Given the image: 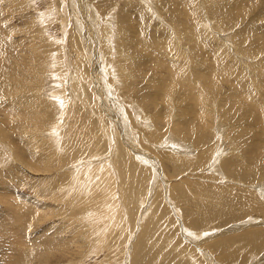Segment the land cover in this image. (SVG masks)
<instances>
[{
    "label": "rangeland",
    "instance_id": "374dc122",
    "mask_svg": "<svg viewBox=\"0 0 264 264\" xmlns=\"http://www.w3.org/2000/svg\"><path fill=\"white\" fill-rule=\"evenodd\" d=\"M0 54V264H264V0H0Z\"/></svg>",
    "mask_w": 264,
    "mask_h": 264
},
{
    "label": "bare ground",
    "instance_id": "6f19581e",
    "mask_svg": "<svg viewBox=\"0 0 264 264\" xmlns=\"http://www.w3.org/2000/svg\"><path fill=\"white\" fill-rule=\"evenodd\" d=\"M150 2H151V1H150ZM147 3H148V2H147ZM148 4H149V3H148ZM147 7H148V6H147ZM218 12H219V11H218ZM100 18H101V17H100ZM78 20H79V19H78ZM118 27H119V26H118ZM109 29H110V28H109ZM176 32H177V31H176ZM109 35H110V34H109ZM109 37H110V36H109ZM110 38H111V37H110ZM121 39H122V38H121ZM110 42H111V41H110ZM112 42H113V41H112ZM105 43H106V41H105ZM105 43H104V44H105ZM0 55H1V54H0ZM0 57H1V56H0ZM2 59H3V57H2ZM113 59H115V58L113 57ZM125 59H126V58H125ZM0 61H1V58H0ZM113 61H114V60H113ZM4 63H5V60H4ZM132 63H133V62H132ZM138 66H139V65H138ZM94 69H95V68H94ZM137 70H138V69H137ZM124 72L127 73V72H126V69H125ZM123 74H124V73H123ZM94 75H96V73H95ZM127 76H128V75H127ZM110 78H111V79H109V80H112V83L116 81V80L114 81V80L112 79V77H110ZM122 78H123V77H122ZM174 78H175V77H174ZM99 79H100V78H99ZM161 84H162V83H161ZM161 84H160V86H161ZM157 85H158V88H157V89H159V91H163V90L166 88V87H165V83H164V85L162 84L163 87H164V88L162 87L163 90L160 88L159 83H158ZM166 85H167V84H166ZM109 87H110V86H109ZM166 91H169L168 86H167V89H165L164 92H166ZM21 96H22V95H21ZM28 96H29V95H28ZM9 97H10V96H9ZM26 97H27V96H26ZM107 98H108V97H107ZM10 100H11V99H10ZM30 100H31V99H30ZM16 104H17V102H16ZM20 105H21V104H20ZM28 106H29V105H28ZM9 107H10V106H9ZM23 107H24V106H23ZM106 107H107V106H106ZM130 109H131V108H130ZM156 121H157V120H155V122H156ZM147 131H148V129H147ZM53 132H54V131H53ZM151 132H152V130H151ZM175 132H176V130H175ZM183 132H185V131H183ZM140 133H141V132H140ZM143 135H144V134H143ZM152 135H153V136H156L157 134H153V133H152ZM180 136H181V134H180ZM182 136H183V135H182ZM140 137H141V135H140ZM147 137H150V135L147 136ZM208 137H209V136H208ZM185 138H186V136H185ZM185 138H184V139H185ZM222 138H223V137H222ZM143 139H144V138H143ZM181 139H183V138H181ZM172 140H173V139H172ZM181 142H182V141H181ZM156 143H157V142H156ZM183 143H184V142H183ZM198 143H199V142H198ZM196 144H197V143H196ZM56 145H57V144H56ZM155 145H156V144H155ZM202 145H203V144H202ZM221 146H222V144H221ZM221 146H219V149H220V148H221V149H222V148L224 149V147H221ZM197 147H198V145H197ZM211 147H212V146H211ZM216 147H217V146H216ZM198 148H200V147H198ZM180 149H181V148H180ZM206 149H208V148H206ZM215 149H216V148H215ZM200 150L202 151L201 148H200ZM200 150H198V152H199ZM203 151H204V150H203ZM203 151H202V152H203ZM202 152H199V154L202 153ZM205 152H208V151H204L203 153H205ZM210 152H211V151H210ZM224 153H225V152H224ZM167 154H169V153H167ZM213 154H214V153H212L211 155H213ZM202 155H206V153H205V154H202ZM208 155H209V154H208ZM208 155H207V156H208ZM225 155H226V154H225ZM227 155H228V154H227ZM171 156H173V155H171ZM207 156H206V157H207ZM220 156H222V155L220 154ZM175 157H176V155H175ZM177 157H178V156H177ZM201 157H202V156H201ZM201 157H200V159H203V158H204V156H203V158H201ZM216 157H217V155H216ZM125 158H126V157H125ZM150 158H151V157H150ZM184 158H186V157H184ZM212 158H213V157H212ZM214 158H215V157H214ZM170 159H171V158H170ZM198 159H199V158H198ZM223 159H224V158H223ZM172 160H173V159H172ZM214 160H215V159H214ZM221 160H222V159H221ZM173 161H174V160H173ZM177 161H178V160H177ZM209 161H210V160H209ZM216 161H217V160H216ZM218 162H219V161H217V163H218ZM196 163H197V162H196ZM209 165H210V164H209ZM216 166H217V165H216ZM220 168H221V167H220ZM217 171H218V170H217ZM218 174H219V173H218ZM220 175H221V174H220ZM208 176H209V175H208ZM222 176H223V175H222ZM199 181H200V180H199ZM216 186H217V185H216ZM201 188H202V187H201ZM217 189H218V188H217ZM200 190H201V189H200ZM200 190H198V191H200ZM199 193H200V192H199ZM194 196H195V195H194ZM196 197H197V196H196ZM200 198H201V197H200ZM181 221H182V220H181ZM260 223H261V222H260ZM255 231H256V230H255ZM229 232H230V231H229ZM231 232H232V231H231ZM254 233H255V232H254ZM254 233H253V234H254ZM225 234H226V233H225ZM232 235H233V234H232ZM174 248H175V247H174ZM6 262H7V261H6ZM4 263H5V262H4ZM8 263L10 264V262H8ZM6 264H7V263H6Z\"/></svg>",
    "mask_w": 264,
    "mask_h": 264
}]
</instances>
